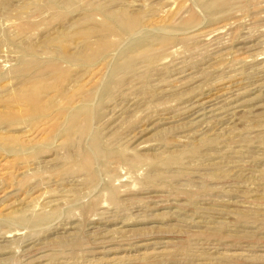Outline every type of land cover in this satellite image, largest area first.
<instances>
[{"label": "rangeland", "instance_id": "obj_1", "mask_svg": "<svg viewBox=\"0 0 264 264\" xmlns=\"http://www.w3.org/2000/svg\"><path fill=\"white\" fill-rule=\"evenodd\" d=\"M0 264H264V0H0Z\"/></svg>", "mask_w": 264, "mask_h": 264}, {"label": "bare ground", "instance_id": "obj_2", "mask_svg": "<svg viewBox=\"0 0 264 264\" xmlns=\"http://www.w3.org/2000/svg\"><path fill=\"white\" fill-rule=\"evenodd\" d=\"M87 167V166H86Z\"/></svg>", "mask_w": 264, "mask_h": 264}]
</instances>
